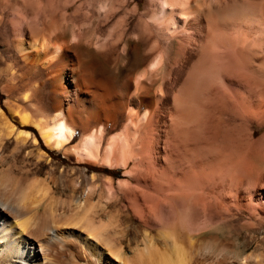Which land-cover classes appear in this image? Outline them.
Wrapping results in <instances>:
<instances>
[{
  "label": "bare ground",
  "instance_id": "1",
  "mask_svg": "<svg viewBox=\"0 0 264 264\" xmlns=\"http://www.w3.org/2000/svg\"><path fill=\"white\" fill-rule=\"evenodd\" d=\"M0 83V165L31 143L129 167L107 220L93 174L53 216L48 178L1 173L0 264H253L194 232L264 226V180L243 181L264 170V0H0Z\"/></svg>",
  "mask_w": 264,
  "mask_h": 264
},
{
  "label": "rangeland",
  "instance_id": "2",
  "mask_svg": "<svg viewBox=\"0 0 264 264\" xmlns=\"http://www.w3.org/2000/svg\"><path fill=\"white\" fill-rule=\"evenodd\" d=\"M131 1H138L139 6H143L147 2V0ZM3 92L4 91L2 89V84L0 83V106L4 104L7 98L6 93ZM263 134L264 128H261L260 130H258L256 137L258 138ZM77 141L78 136H75L74 143H76ZM14 146V143H10L6 147V149L3 150V155L4 157H6V162L3 165H0V174L3 172H11L20 179H24L27 174L29 176L38 175L42 178H48L49 184L52 187L53 192V197L51 199L54 200H49V203L46 207V211L54 210L51 215L53 214L54 216L56 212H61V209L66 206V203L71 201L72 197L75 198L82 196L83 189H77L73 194L70 184L71 179H76L77 181L81 182L83 186H86V184L88 183L87 181H89L90 176L92 174L95 175L94 182L104 187L107 185H111L112 191H114L115 193L113 197H110L111 199H109V197H106V194H103L104 196L102 195V198L100 197L99 199L96 193H93V196L91 197L92 201L94 202L93 216H95L96 219L100 217L104 220H107L109 216L112 217L117 216L119 214L120 216L125 217V214L129 213V204L126 202V199L124 197H120L121 195L119 194V191L125 190V187L128 184L129 180L128 176L126 175L127 169H129V167L125 168L122 165H117L115 167L111 166L112 168H106L103 166V164H101L100 161L94 160H89L85 163H78L74 160L71 154L66 155L60 150H50L46 148L43 144L41 147L39 144L37 147H33L30 143L26 145L27 147L25 146V149H17L16 146ZM211 153L216 155H223V153L228 152H223L222 154L221 152H210V154ZM230 153L235 154L236 158L241 159L245 152L233 151ZM260 153L264 154V151H260ZM39 154H42L43 157L39 156ZM170 163V166L173 167L174 164L172 162H169V164ZM158 164L163 169H166L169 166L167 163L160 161ZM130 165H132V163H130ZM101 169H107L110 172L107 173ZM256 169L252 171L254 172L253 174L255 176H253L251 179L248 178L243 181L252 184L256 180V178L258 182H260V180H264L263 166L259 165ZM213 173L215 177H219L218 175L220 171L215 170L213 171ZM107 179H110V184L109 182H106ZM215 180L219 182V178H216ZM242 194L243 193H240L239 195L242 196L240 204H238L239 208H242L247 204V202L245 201V195ZM233 207L235 208L236 206L233 205ZM40 212L42 213V207L39 209L38 213L40 214ZM246 217L247 215L243 214V217L242 219H240L239 223L232 226L221 224L218 228V226L206 225L197 232H194V234L196 233V235H199L200 237L204 238H214L215 240L220 242L219 244H229L231 247V251H227V253L226 251H223L222 253L225 256H228V262H232L231 256L234 253L238 258L242 259L248 254H250L253 260V264H264L262 262L264 261V226L257 227V225H255L257 229H246L243 226L246 223ZM136 224L137 223L131 225L128 222L124 226L127 228V230H130V226L135 227ZM149 234L153 238V240H156L155 230H151ZM123 238L124 239L121 244L123 246H127L131 239L140 240V235L130 233ZM128 250L129 253L132 254L131 248L128 247ZM207 255L209 256L207 257ZM206 257L207 259H205L204 261H208L206 263L204 262V264H210L213 261L211 258L212 255L206 254ZM221 258H223L222 255H217V257H213L215 261L222 260ZM259 258L262 259V261Z\"/></svg>",
  "mask_w": 264,
  "mask_h": 264
},
{
  "label": "trees",
  "instance_id": "3",
  "mask_svg": "<svg viewBox=\"0 0 264 264\" xmlns=\"http://www.w3.org/2000/svg\"><path fill=\"white\" fill-rule=\"evenodd\" d=\"M104 172H107V173H109L110 171H104Z\"/></svg>",
  "mask_w": 264,
  "mask_h": 264
}]
</instances>
